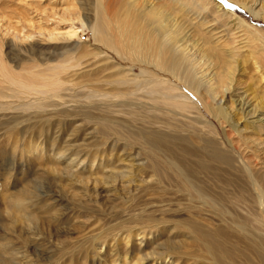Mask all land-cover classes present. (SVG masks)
<instances>
[{"label":"bare ground","instance_id":"6f19581e","mask_svg":"<svg viewBox=\"0 0 264 264\" xmlns=\"http://www.w3.org/2000/svg\"><path fill=\"white\" fill-rule=\"evenodd\" d=\"M84 1L93 5V15L86 12ZM21 2L26 5L20 4L24 14L34 15L41 9L44 20L57 18L70 28L74 22L81 23L82 30L91 33L93 45L100 46L96 48L91 43H81L93 51L92 56L83 61L84 67L111 64L117 76L123 74L124 78L120 77L119 83L133 84L135 90L141 91L147 99L143 111L128 112L134 124L128 135L147 150L148 166L157 177L154 180L160 184L161 190L174 186L182 197L189 198V207L194 209V215L190 210L185 212L191 213L195 220L185 218L178 225L192 235L198 251L202 252L196 257L199 259L197 262L264 264V31L248 22L245 13L241 15L233 9L234 5H239L257 18L259 12L264 11V0ZM40 3L51 4L49 11L52 13L40 8ZM261 15L264 17V13ZM24 19L31 21L30 18ZM230 31L234 32L230 34ZM252 34L256 37L251 38ZM19 35L11 36L10 40L15 45H24L25 38L32 39L36 35L42 36L43 40H81L74 29L47 33L30 31L25 36ZM255 40L261 43L260 46ZM1 44L0 83L8 81L15 87L12 90L15 93L11 96L2 93L3 90L0 92V111L20 109L27 112L32 109L35 116L56 112L47 111L49 105L39 97L31 101L20 96L31 92L40 95L45 92L43 88L60 86L61 82L51 78L37 84L28 78L15 76L3 57ZM135 69L138 73L133 72ZM11 97L15 98V103L3 101ZM112 108L105 110L108 115L127 114L124 110ZM170 176L175 177L172 186L168 182L172 178ZM135 181L129 179L127 184ZM145 183H151V180ZM14 215L10 216L14 225L21 218L24 222H32L28 216L29 219ZM214 215H219V224L215 222L217 227L211 229L209 226L214 218L216 220ZM146 232L126 233L122 238L121 234L113 235L110 244L104 239L99 247L89 246L84 252L87 254L90 249L99 255L105 246L112 252L119 250V257L111 264L179 262L182 255L175 248H170V252L132 255L135 246L139 250L144 245ZM134 242H137L135 246ZM6 247L3 245L4 249ZM9 247L10 243L6 250ZM94 263V260L88 261V264Z\"/></svg>","mask_w":264,"mask_h":264},{"label":"rangeland","instance_id":"374dc122","mask_svg":"<svg viewBox=\"0 0 264 264\" xmlns=\"http://www.w3.org/2000/svg\"><path fill=\"white\" fill-rule=\"evenodd\" d=\"M10 2L0 0V44L7 65L15 76L37 84L54 78L62 85L50 87L52 91L43 88L45 92L40 95L31 92L20 96L31 101L39 97L49 105L47 111H56L52 114L43 112L35 116L32 109L0 111V264H88L89 260H94V264H111L119 257V250L112 252L105 246L99 255L90 249V253L85 254L86 247H99L104 239L110 244L113 235L121 234L122 238L126 233L135 235L139 230H147V236L139 250L135 246L138 240L134 242L136 248L132 255L170 252V248H175L182 255L177 264H205L197 262L196 257L202 252L198 251L192 235L178 225L181 220H195L189 198L175 191L172 176L168 182L173 188L161 190L148 166L147 150L128 135L134 128L128 112L143 111L147 101L142 92L136 91L133 84L119 83L123 74L117 76L111 64H104V68L84 67L83 61L92 56L93 51L81 43L100 46L93 45L91 33L82 30L81 23L74 22L70 28L57 18L45 21L41 9L27 15L22 11L21 5H26L21 0ZM83 3L86 12L93 15V5L89 1ZM51 6L39 5L48 13H52ZM233 9L235 13H245L248 22L264 31L261 15L264 11L256 18L239 5H234ZM24 18H30V23ZM58 29L59 32L74 29L81 40H43L37 35L32 39L24 37V45H15L10 40L13 34L22 37L30 31L47 33ZM254 37L256 35L252 34L251 38ZM257 41L254 42L260 46ZM133 72L138 73V70ZM14 89L8 81L0 83V92L3 90L5 95H14ZM14 99L3 101L15 103ZM55 104L57 106H53ZM107 108L124 110L127 114L108 115ZM57 110L65 112L58 114ZM129 179L136 181L128 185ZM147 180L151 183L146 184ZM188 210L192 211V216L185 212ZM14 214L29 217L32 222L21 218L15 226L10 221ZM218 216L214 215L216 220L214 218L209 228L217 227ZM9 243L12 248L6 250ZM2 244L7 247L4 249Z\"/></svg>","mask_w":264,"mask_h":264}]
</instances>
